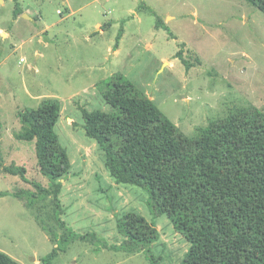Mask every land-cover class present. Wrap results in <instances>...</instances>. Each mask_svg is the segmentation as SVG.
Instances as JSON below:
<instances>
[{"label":"rangeland","instance_id":"obj_1","mask_svg":"<svg viewBox=\"0 0 264 264\" xmlns=\"http://www.w3.org/2000/svg\"><path fill=\"white\" fill-rule=\"evenodd\" d=\"M17 1L23 13L16 17V0H0V250L42 264L64 221L88 237L69 242L52 264H153L152 255L159 264H181L191 243L167 214L151 209L147 189L115 181L101 146L86 135L83 109L114 111L104 91L121 73L192 138L232 112H264V12L249 0ZM158 17L167 28L156 26ZM180 50L193 64L189 71ZM49 97L61 101L56 131L72 166L59 180L58 199L29 203L14 193L37 189L4 167L25 166L30 180L54 189L40 171L35 141L16 137L20 111ZM129 212L156 225L160 237L150 252L115 248L125 240L118 223Z\"/></svg>","mask_w":264,"mask_h":264},{"label":"trees","instance_id":"obj_2","mask_svg":"<svg viewBox=\"0 0 264 264\" xmlns=\"http://www.w3.org/2000/svg\"><path fill=\"white\" fill-rule=\"evenodd\" d=\"M249 1L264 12V0ZM22 13L16 0L14 15ZM156 26L167 28L160 17ZM176 56L189 71L193 64L182 50ZM106 86L104 97L115 110L83 109L86 135L101 146L115 181L147 189L151 209L167 214L189 240L181 264H264V112L257 107L232 112L212 120L192 138L125 75L114 74ZM61 112V101L49 97L19 113L22 131L16 137L35 141L40 171L54 185L50 190L30 180L25 166H5L8 174L37 189L14 193L29 203L49 195L58 199L59 180L71 170L69 153L56 131ZM62 226L64 235L42 264H52L69 242L88 237L69 230L64 221ZM118 228L125 240L115 248L128 252H150L160 237L156 225L135 212L126 213ZM151 260L159 264L154 255ZM0 264L22 263L0 250Z\"/></svg>","mask_w":264,"mask_h":264},{"label":"crops","instance_id":"obj_3","mask_svg":"<svg viewBox=\"0 0 264 264\" xmlns=\"http://www.w3.org/2000/svg\"><path fill=\"white\" fill-rule=\"evenodd\" d=\"M100 26H101V25H100V24H98L99 30H102ZM100 32H101V31H100ZM97 34H98V33H97ZM115 51H116L115 53H118V51H119V48H118L117 50H115ZM166 62H168V63H170V64H172V63H173L172 61H166Z\"/></svg>","mask_w":264,"mask_h":264},{"label":"built area","instance_id":"obj_4","mask_svg":"<svg viewBox=\"0 0 264 264\" xmlns=\"http://www.w3.org/2000/svg\"><path fill=\"white\" fill-rule=\"evenodd\" d=\"M61 12V11H60ZM25 59L23 58L22 61H24Z\"/></svg>","mask_w":264,"mask_h":264},{"label":"water","instance_id":"obj_5","mask_svg":"<svg viewBox=\"0 0 264 264\" xmlns=\"http://www.w3.org/2000/svg\"><path fill=\"white\" fill-rule=\"evenodd\" d=\"M27 16V15H26Z\"/></svg>","mask_w":264,"mask_h":264}]
</instances>
